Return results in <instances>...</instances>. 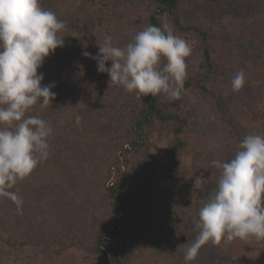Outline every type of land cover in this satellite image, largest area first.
<instances>
[{
  "label": "rangeland",
  "instance_id": "374dc122",
  "mask_svg": "<svg viewBox=\"0 0 264 264\" xmlns=\"http://www.w3.org/2000/svg\"><path fill=\"white\" fill-rule=\"evenodd\" d=\"M185 8L184 22L203 26L209 35L219 72L209 81V87L218 95L221 108L235 120L241 134L239 140L250 134L264 135V110L252 103L256 92L264 87V39L256 46L247 43L245 38L246 32L256 27L264 34V0H247L244 4L228 0L215 7L195 1ZM127 20L124 16L123 25ZM178 36L193 49L186 59L189 75L201 62L200 41L192 33ZM128 43L117 40L114 46L126 47ZM106 66L110 67L111 62ZM240 69L245 71L246 85L235 92L231 81ZM91 81L92 85L94 81L98 84L104 81L109 95L101 102V111L96 112L95 120L88 122L95 108L78 103L72 111L64 112L56 122L50 123L52 151L27 183L33 191L27 199H22L23 204L30 206L25 208L26 215L14 213L15 209L9 215L0 211V218L4 219L3 225L0 223L3 238L0 239V264H97L90 250L77 248L53 256L39 243L54 248L61 240L69 242L74 235L90 238L95 232L91 215L103 216L106 212L104 202L99 205L95 201V179L98 180L103 167L97 164L103 162L102 155L108 156L105 152L109 149L105 144H97L95 132L88 131L90 127L109 134L122 133L131 99L122 86L110 82L107 73H100ZM165 104L190 120L186 135L189 147L184 155L187 176L193 181L200 177L201 183L219 179L220 170L212 161L234 158L241 142L223 123L215 100L184 87L181 99L169 101L165 97ZM76 115L83 117L79 125L75 123ZM165 149V143H157L150 157L135 163L134 171L127 176L135 194L126 208V224L120 241L126 245L129 264H185V249L181 247L177 252V246L193 242L198 235L194 221L199 219V209L208 201L179 200L172 195L163 170ZM45 196L50 202L52 198L57 201L55 207L62 212L59 219L48 217V212L41 215L39 210L35 211L36 204L41 199L44 201ZM9 238L31 243L13 248L5 241ZM191 264H264V248L255 237L236 238L220 245L208 243Z\"/></svg>",
  "mask_w": 264,
  "mask_h": 264
},
{
  "label": "trees",
  "instance_id": "16d2710c",
  "mask_svg": "<svg viewBox=\"0 0 264 264\" xmlns=\"http://www.w3.org/2000/svg\"><path fill=\"white\" fill-rule=\"evenodd\" d=\"M195 1L206 7H215L228 0H42V8L52 9L58 19L66 23V30L60 33L64 38V46L58 47L47 57L42 68L38 70L44 75L42 85L54 83L52 91L55 98L47 107H41L38 103L28 115L39 116L52 124L64 112L72 111L78 103H84L95 108L88 117V122L94 121L96 112L101 111V102L106 101L109 95L104 81L99 84L94 81L91 84L92 78L98 77L100 73L97 70V61L84 56L83 52L87 51L95 56L99 51L98 43L103 42L105 35L112 37L113 44L117 40L132 42L135 35L147 26L162 27L166 24L173 29L175 35L192 33L199 39L201 62L187 76L184 87L192 93L210 95L215 100L223 123L239 140L241 134L235 120L221 108L218 95L209 87V81L219 75L209 35L203 26L185 23L182 18L185 7ZM239 1L244 4L247 0ZM124 16L129 21L123 25ZM245 38L247 43L257 46L264 39V34L256 27L246 32ZM129 97L131 101L127 111V125L122 133L109 134L100 132L99 128L90 127L88 131L95 132L97 144H105L109 149L105 152L108 156L102 155L103 162L97 164L103 167L98 180L95 179V201L99 205L104 202L106 212L103 216H98V213L91 215L90 222L95 232L90 238L74 235L69 238V242L61 240L54 248L39 242L53 256L80 248L94 253L97 264H129L126 245L120 241L126 224V208L135 194L127 176L130 171H134L135 163L150 157L159 142L166 145L163 170L175 198L208 201L214 194L218 179L208 180L199 187H194V181L187 176L184 155L189 147L186 140L189 118L168 107L165 97H138L135 93H129ZM252 103L259 110H264V87L256 92ZM49 145L50 148L53 147L51 143ZM32 175L19 181L12 189L21 199H27L33 191V187L27 186ZM36 205L35 211L39 210L41 215L48 212V217L59 219L62 216L60 209L55 207L58 203L53 198L51 202L47 197L44 201L41 199ZM29 207L28 204L22 205L23 215L27 213L25 208ZM14 209V213H18L17 205L12 200L0 197L1 212H8L9 215V211ZM8 220L11 219L5 221ZM0 223L3 225V218H0ZM0 239H3L1 235ZM5 241L13 248L31 243L10 238ZM259 243L264 248V240Z\"/></svg>",
  "mask_w": 264,
  "mask_h": 264
},
{
  "label": "clouds",
  "instance_id": "9594fccd",
  "mask_svg": "<svg viewBox=\"0 0 264 264\" xmlns=\"http://www.w3.org/2000/svg\"><path fill=\"white\" fill-rule=\"evenodd\" d=\"M63 30L66 23L43 9L40 0H0V197L12 200L18 214L23 200L12 189L50 155L52 126L28 113L38 103L47 107L55 98L54 83L42 85L44 75L38 70L64 46ZM98 49L95 56L87 51L83 55L96 60L98 72L107 73L111 83L138 97L181 99L188 76L186 59L193 49L168 25L147 26L126 47L114 46L112 37L105 35ZM245 85V71L240 69L231 87L239 92ZM82 119L76 115L75 123ZM212 165L220 176L194 221L198 235L177 246V252L185 249V264L195 261L208 243L264 240V135H247L234 158L213 160ZM200 184L196 177L194 187Z\"/></svg>",
  "mask_w": 264,
  "mask_h": 264
}]
</instances>
